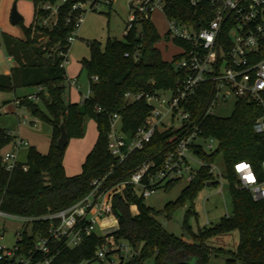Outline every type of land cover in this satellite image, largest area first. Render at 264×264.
<instances>
[{"label": "trees", "instance_id": "16d2710c", "mask_svg": "<svg viewBox=\"0 0 264 264\" xmlns=\"http://www.w3.org/2000/svg\"><path fill=\"white\" fill-rule=\"evenodd\" d=\"M42 0H34V17L31 25L24 29V38L3 37V45L15 66L9 75H0V91H16L22 88L41 87L40 102L22 99L21 106L31 115L47 121L52 129V138L46 155L29 147L26 161L17 163L12 172L2 164L5 149L14 140L11 134L0 129V203L1 210L20 217H41L64 210L82 200L91 190L94 179L110 173L112 179L127 175L150 155L161 150L168 139L177 137L180 130L157 133L152 143L141 152L133 153L120 167H114V160L107 150V136L110 119L114 114L122 118L125 132H134L146 119L148 106L144 101L129 103L126 93L154 94L156 91L172 89L180 76L173 62H165L155 47L160 35L151 21L134 28L124 41L108 40L101 49L96 42L90 44V58L81 61L89 79L90 96L82 104L66 100L70 91V80L66 70L60 67L66 52L67 38L72 30L67 24L68 9H63L58 25L54 29L40 24L46 13L38 9ZM213 10L207 5L191 7L183 0H172L167 17L181 24H190L196 30L203 29L211 20ZM182 47L183 42L175 41ZM139 52L136 60L134 55ZM129 56L126 57L125 55ZM264 58V52L260 53ZM175 56L172 61L178 59ZM97 77V81L92 78ZM203 87L189 99L186 111L191 115L190 125L201 123L204 137L214 138L218 149L212 154L199 153L207 163L212 164L221 155L225 163V179L233 199V213L222 218L218 224L192 233L188 218L189 209L183 219V229L190 234L191 241L168 234L155 219L145 200L129 196L113 200V214L118 230L113 234L117 240L127 242L139 255L118 264H207L210 259L224 257L228 264H264V200L254 202L248 192L236 188L237 178L234 165L248 161L259 171L264 160V137L253 131V125L261 114V108L248 100H238L228 118L209 117L202 121V114L210 98ZM43 104L46 113L39 107ZM92 119L98 132L96 142L86 157L79 175L67 176L63 162L66 148H57L60 125L66 127L68 138L84 135L85 120ZM26 168V170H24ZM208 183L216 184L204 167L198 177L189 184L175 202L164 207L168 218L180 208L191 204L198 192ZM175 183L166 187H172ZM131 205H136L138 214L133 215ZM48 222L32 225V236L24 233L23 247L32 246L34 237L45 236ZM238 232L239 242L235 251L212 248L209 242L217 237ZM104 238L96 234L86 238L73 249H61L54 264H90L95 259L97 248Z\"/></svg>", "mask_w": 264, "mask_h": 264}, {"label": "built area", "instance_id": "2783aa9c", "mask_svg": "<svg viewBox=\"0 0 264 264\" xmlns=\"http://www.w3.org/2000/svg\"><path fill=\"white\" fill-rule=\"evenodd\" d=\"M114 1L42 0L38 9L47 16L42 18L40 24L50 30L56 28L61 12L68 9L67 24L71 25L72 30L67 38V46L71 48L83 22V15L101 5L112 6ZM171 1L131 0L124 37L134 26L146 21L152 22V15L161 12L168 23V40L184 43L180 47L181 52L176 55L179 58L172 61L173 69L180 76L174 87L166 91L125 94L129 103L144 101L149 109L148 115L134 132H125L121 116L112 115L107 150L117 168L133 153L145 150L157 133L169 130L182 132L168 139L161 150L150 155L127 175L112 179L113 169L107 175L94 179L90 192L64 210L41 217H20L3 212L0 203V242L5 235L2 219L27 224L24 232L16 233V242L12 248L0 244V264H54L61 249H73L81 245L86 238L95 234L96 228L101 227L105 219L117 221L113 214V200L116 196L123 200L129 196L145 200L160 187L180 181L191 184L204 167L209 168V174L215 180L223 178L220 172H216L214 163L207 164L199 155L214 153L218 149V142L203 136L201 123L190 125L191 115L186 111L189 99L203 87L209 91L210 98L202 114V121L215 117L213 110L232 99L248 100L261 108L262 114L256 119L253 131L264 137V58H260V53L264 52V0H183L193 8L201 5L212 8L211 20L200 30L190 24L169 19L167 11ZM69 50L61 53V68H66ZM139 54L135 53L136 60ZM92 80L97 81V77ZM70 84L74 86L76 83ZM42 92L43 89L38 87L26 100L39 103V94ZM89 96L90 90L80 104ZM21 102L22 99H17L16 106L20 107ZM24 122L27 123V118H24ZM32 124L35 126V121ZM12 145L13 151H4L2 155V164L7 172H12L17 164L16 151L26 147L27 143L16 139ZM243 162L251 166L254 181L246 179L249 169L237 171L236 165ZM234 172L237 189L248 192L254 202L264 200V160L259 171L250 162L242 161L234 165ZM130 209L134 216L138 214L136 205H131ZM39 222H48L47 234L36 235L32 246L24 248V233L31 237L32 225ZM116 231L106 230L101 236L104 241L95 252L96 260L118 264L139 255V249L113 236Z\"/></svg>", "mask_w": 264, "mask_h": 264}, {"label": "rangeland", "instance_id": "374dc122", "mask_svg": "<svg viewBox=\"0 0 264 264\" xmlns=\"http://www.w3.org/2000/svg\"><path fill=\"white\" fill-rule=\"evenodd\" d=\"M131 0H115L112 6L101 5L94 11H88L83 15V22L79 29L76 40L71 45L68 52V63L66 65V73L69 80H76L77 84L70 87V102H78L79 99L89 92V79L87 72L81 70V61L90 58V44L98 43L101 49L105 48L107 41L117 40L124 41L126 26L130 17L129 4ZM16 4L18 14L22 17V21L16 25L11 22L12 8ZM34 17V0H0V74L7 71L10 66L14 65L13 60H8L3 45L4 36H12L14 38L23 39L24 29L28 28ZM152 23L160 35V41L156 44V48L160 51L162 59L165 62H172L173 58L181 52V48L168 40L166 34L168 31V23L161 12L152 15ZM80 70L82 71L79 75ZM79 87V88H78ZM36 92V88H22L16 91L1 92L0 91V129H4L9 133L12 131L20 135L27 141L30 147H38L37 149L45 155L49 150L51 141V126L42 119L34 117L23 106L17 107L15 101L17 99L27 98ZM27 94V95H26ZM167 95L166 97H168ZM69 92L66 100H69ZM6 103H3V102ZM236 100L232 99L227 104H222L214 109V115L219 118H228L235 109ZM41 110L46 113L43 104H40ZM28 116L27 123L24 117ZM36 123L37 129H32V122ZM96 124L92 119L87 118L84 124V135L81 138H70L64 155V170L67 175L75 176L82 172V166L87 155L93 148L97 139ZM29 147H23L18 152L19 159L24 162ZM35 148V147H34ZM214 167L216 172H220L223 178H217V183L205 186L198 192L196 198L191 204L188 203L184 208H180L172 214L170 218L165 214L164 207L175 202L181 192L188 186L186 181L175 183L172 187H160L149 198L145 199V205L151 209L158 223L164 230L176 238L185 242L191 241V236L183 229V219L186 211L189 209L193 213L188 218V225L192 233H197L199 229L209 228L219 223V221L227 215L233 213V199L229 190L228 182L225 179V163L223 157L219 155ZM5 235L0 242L8 248H12L16 242L15 235L18 232H24L27 224L21 221H13L10 219H2ZM30 232V228L27 230ZM95 234L102 236L105 230L97 227ZM239 242L238 232H232L229 235L220 236L212 239L209 245L212 248L226 249L235 251ZM90 264H109L107 260H96ZM148 264H153L149 262ZM207 264H228L224 257L212 258Z\"/></svg>", "mask_w": 264, "mask_h": 264}, {"label": "crops", "instance_id": "0c3cea01", "mask_svg": "<svg viewBox=\"0 0 264 264\" xmlns=\"http://www.w3.org/2000/svg\"><path fill=\"white\" fill-rule=\"evenodd\" d=\"M8 60H9V61L12 60L11 57H8ZM14 66H15V63H14L13 66H10L9 69H8L7 71H4L3 74H0V75H9L10 72H11V69H12ZM81 72H82V71L80 70L79 75H80ZM71 82H75V83L77 84V81H76V80H70V83H71ZM78 88H79V87H78ZM26 95H27V94H26ZM70 96H71V94H70V91H69V97H68V98H69V101L71 100V99H70ZM86 96H87V95L81 97L77 103H80L81 100H82L84 97H86ZM3 103H6V102L4 101ZM74 103H76V102H74ZM26 111L29 112L27 109H26ZM24 118H27V120H28V116H25ZM30 125H31V128H32V129H37L36 124H35V126H34L33 124H30ZM10 134H11V136L14 138V140L19 139V140H22V141L26 142V143H27L26 148H27V147H30L29 143H28L27 141H25L23 138H21L20 135L15 134V133L12 132V131L10 132ZM51 138H52V129H51ZM14 140H13V141H14ZM50 142H51V141H50ZM49 146H50V143H49ZM34 147L36 148V150H37L40 154L45 155V153H42L41 151H39V150L37 149L38 147H36V145H35ZM21 148H23V147H21ZM21 148L18 149V150L16 151L17 163H24V162L26 161V159H25L24 162H21L20 159H19L18 152L21 150ZM28 149H29V148H28ZM5 151H13V145L11 144L10 146H8V147L5 149ZM26 157H27V154H26ZM65 173H66V172H65ZM66 175H67V173H66ZM67 176H71V175H67ZM101 227L103 228V230H105V231L107 230V231L111 232V231L118 230V223H117V221H115V220H113V219H105V220L101 223Z\"/></svg>", "mask_w": 264, "mask_h": 264}, {"label": "water", "instance_id": "95a60500", "mask_svg": "<svg viewBox=\"0 0 264 264\" xmlns=\"http://www.w3.org/2000/svg\"><path fill=\"white\" fill-rule=\"evenodd\" d=\"M22 21V17L18 14L16 4H14L12 8V13H11V22L12 24L16 25ZM69 142L68 134L66 131L65 125L62 123L60 125V137L57 140V148L60 150H63L67 147ZM212 185V183H208L207 186Z\"/></svg>", "mask_w": 264, "mask_h": 264}, {"label": "clouds", "instance_id": "9594fccd", "mask_svg": "<svg viewBox=\"0 0 264 264\" xmlns=\"http://www.w3.org/2000/svg\"><path fill=\"white\" fill-rule=\"evenodd\" d=\"M236 169L237 171H241V170H244V169H249V171L247 172L246 174V179L249 181V182H252L254 181V174L251 172V166L249 164H247L246 162H243L239 165H236Z\"/></svg>", "mask_w": 264, "mask_h": 264}]
</instances>
